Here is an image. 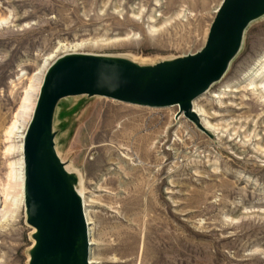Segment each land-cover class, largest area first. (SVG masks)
I'll list each match as a JSON object with an SVG mask.
<instances>
[{
	"label": "rangeland",
	"instance_id": "obj_1",
	"mask_svg": "<svg viewBox=\"0 0 264 264\" xmlns=\"http://www.w3.org/2000/svg\"><path fill=\"white\" fill-rule=\"evenodd\" d=\"M221 2L0 0V186L13 198L3 216L0 195V264L30 261L33 227L16 204L19 131L32 116L47 58L78 41L89 43L81 51L145 65L195 53ZM262 54L264 15L250 23L212 88L239 92L224 108L207 95L197 101L214 113L222 139L176 119L178 106L86 95L59 102L56 150L83 175L96 264H264V98L243 79ZM16 115L21 126L9 135Z\"/></svg>",
	"mask_w": 264,
	"mask_h": 264
},
{
	"label": "water",
	"instance_id": "obj_2",
	"mask_svg": "<svg viewBox=\"0 0 264 264\" xmlns=\"http://www.w3.org/2000/svg\"><path fill=\"white\" fill-rule=\"evenodd\" d=\"M263 15L264 0H223L200 50L154 65L87 53L65 54L52 63L24 137V202L27 222L35 228L29 264H90L84 202L56 150L59 102L86 95L149 107L179 105L199 126L193 100L225 75L246 29Z\"/></svg>",
	"mask_w": 264,
	"mask_h": 264
},
{
	"label": "bare ground",
	"instance_id": "obj_3",
	"mask_svg": "<svg viewBox=\"0 0 264 264\" xmlns=\"http://www.w3.org/2000/svg\"><path fill=\"white\" fill-rule=\"evenodd\" d=\"M220 5H218L216 7L215 12H217ZM5 22H6L5 19L1 20L0 25L2 23H5ZM88 44L89 43L85 42V41H78V42H74V43H63L60 45L59 51H56V52H61V53H63L62 55L69 54V53H87V54H96V55H101V56L123 58L119 55H111V54H105V53L104 54L103 53H91V52L81 51L82 49H85V47H87ZM62 55H60V56H62ZM60 56H58V54L55 53V54H51V56H49L47 58V62L45 63V65H49V62H51V64L46 69L43 77H45V74H46L47 70L49 69V67L52 65V63L56 59H58ZM130 57H132V56H130ZM180 57H182V56H180ZM173 59H175V58H173ZM234 59L232 60V62L234 61ZM130 60L137 63L140 66L145 65L143 63L145 60H143V59H140V61H138L137 58H133ZM170 60H172V59H170ZM232 62L230 63V65L232 64ZM230 65H229V68H230ZM229 68H228V70H229ZM224 76L220 80L214 82L208 88V90L205 93H203L202 95L195 98L192 102L193 111L196 113V115L199 119V122H200L199 127L201 129L199 128V130H201L204 133L209 132L210 134L216 135L217 138H219V139L223 138V135H220V133L222 131H219L218 124H215V123L210 121V119H212L214 113L208 112L203 107L198 106L197 101L202 99L205 95H207V96L211 97V99L213 101H215L217 104H219L221 106V108L226 107V105L228 106V104H226V102H225V99L227 97H229L232 93L233 94L238 93L239 89H237V87H235L234 85L219 86L215 90L212 89L214 86H216L220 82H222V80L224 79ZM243 79H244V82H247V90H252V92L254 94H257L260 98H264V54L260 55L256 59L254 66L243 75ZM43 80H44V78H43ZM42 83H43V81H42ZM40 89H41V87H40ZM38 93H40V91ZM38 96H39V94L37 95V99H38ZM37 99H36V102H37ZM35 106H36V103H35ZM35 106H34V109H35ZM173 106H178V111L176 113V119L179 117H185V118L190 119L183 112H180L179 105H173ZM173 106H168V107H173ZM143 107L148 108L149 106H143ZM151 108H166V107H151ZM34 109H33L32 115L34 113ZM31 118H32V116H31ZM31 118H30V120H31ZM30 120H29V122H30ZM29 122H28V124H29ZM28 124L26 126L25 132H23L24 128H21V130L19 131L21 134L19 136L20 137L21 158H20V168L18 171V179H19L20 185H21V193H20L19 199L16 202L17 206H23L24 213L26 214V216H27V213H26V206H25V202H24L25 172H24V152H23V149H24V137H25V133H26ZM20 126H21V123L19 122V119L17 118V115H16L11 126H10V128H9V130H8V132H7V134H9V135L13 134V132L15 130H19ZM57 153H58V156L60 157V153L58 151H57ZM60 159L62 160L61 157H60ZM62 162H63V160H62ZM64 167H65L66 171L68 172V174L70 175V177H72V175H74L75 178L72 177V182H73L74 186L76 187L77 192L82 197L83 202H84V210H85V215H86V218L88 221L89 236H90L89 263L90 264H96L97 261L95 260V258L92 255L93 246L96 245V241L92 235L93 221H92V218L90 217L89 211H88V207L90 206V203L88 202V199L86 198L87 191H86V188L84 186V178H83V175L81 174V172L78 169L74 168L73 165H71V164L69 165V164L64 163ZM0 195L2 198L1 201L3 203V216H5V215L7 216L5 206H6L8 200L10 201L11 199H13V198H11V196L7 192V186H5V185L0 186ZM34 232H35V228L32 229V233H34ZM34 243H35V241L33 240V245H34Z\"/></svg>",
	"mask_w": 264,
	"mask_h": 264
}]
</instances>
